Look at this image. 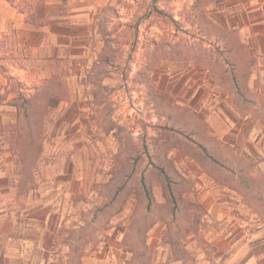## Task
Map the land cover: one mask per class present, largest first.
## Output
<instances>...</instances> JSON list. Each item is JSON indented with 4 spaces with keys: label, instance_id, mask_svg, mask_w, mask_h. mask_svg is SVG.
Listing matches in <instances>:
<instances>
[{
    "label": "rangeland",
    "instance_id": "rangeland-1",
    "mask_svg": "<svg viewBox=\"0 0 264 264\" xmlns=\"http://www.w3.org/2000/svg\"><path fill=\"white\" fill-rule=\"evenodd\" d=\"M28 1L35 3L32 10L20 0H0V32L20 44L16 58L0 64L8 68L7 74L0 69V93H8L7 101L17 98L21 85L31 94L35 88L46 86L47 80H40L37 74L41 63L36 59L25 61V39L48 18L71 16L94 6L97 28L103 27L112 42L103 54L104 37L98 33L103 43L98 54L108 55L111 62L92 66L80 84L69 79L71 64L64 62L60 80L64 89L72 88L69 104L57 107L42 94L50 109L43 125L46 139L39 163H30L24 175L22 167L16 165V175L24 181L20 184L23 191L47 181L51 185L60 181L59 186H72L74 191L82 187L83 193L73 201L74 206L87 209V229L82 232L81 243H95L96 239L97 243H119L122 256L128 255L125 245H131L134 258L130 264H152L153 252L145 251V243L150 228L158 222L164 229L156 247L163 249L172 263L196 264L202 255L212 262L213 249L202 231L206 211L193 195L195 181L179 161L193 159L213 173L209 153L193 145L199 135L206 145L213 143L198 113L178 103L176 95L188 76H201L196 70L216 61L214 67L222 75L224 60L230 62L224 51L210 46L209 17L217 0ZM22 8L24 14L20 13ZM126 23L139 25V30L125 27ZM68 97L67 91L63 98ZM65 111L69 112L66 116L61 114ZM16 122L4 124L1 118L0 131H8L6 128ZM17 130L35 132L37 128L20 126ZM81 143L84 150L80 155ZM1 148L13 152L3 135ZM73 154H77V162L72 174L67 159ZM69 176L74 179H60ZM244 180L241 184L237 178L232 185L245 197L242 202L251 211L248 222L256 218L264 221L260 192L264 185L253 176ZM238 212L233 209V215L239 218ZM195 239L200 243H191ZM76 247L69 251L70 257L83 250Z\"/></svg>",
    "mask_w": 264,
    "mask_h": 264
},
{
    "label": "crops",
    "instance_id": "crops-1",
    "mask_svg": "<svg viewBox=\"0 0 264 264\" xmlns=\"http://www.w3.org/2000/svg\"><path fill=\"white\" fill-rule=\"evenodd\" d=\"M91 8L71 16H52L26 36L25 61L41 63L37 72L40 80L61 78L65 61L71 64L72 83L80 84L84 73L89 72L103 46L94 6ZM209 19L210 46L220 47L230 58L231 65H225V81L210 67L198 69L201 76H188L176 95L178 103L198 113L213 143L206 145L199 135L193 144L209 153L213 173L193 159L179 161L195 181L193 195L206 211L203 237L213 249L212 262L202 255L195 263L264 264V221L256 218L248 222L251 211L242 202L245 197L232 185L237 178L242 184L251 176L264 185V0H217ZM190 71L193 73L194 67ZM66 90L69 97L53 98L52 104H69L72 88L67 86ZM0 114L4 124L18 119L17 111L7 105L0 108ZM78 150L81 155L82 143ZM76 156L67 159L72 174ZM60 179L71 181L74 177ZM21 182L13 152L1 148L0 264H130L133 260L131 245H125L128 255L122 256L119 243H97V239L95 243H81L82 232L87 229V209L74 206L73 201L83 193L82 187L74 191L72 186H59L60 181L53 185L47 181L23 191ZM260 192L264 198V187ZM236 208L239 218L233 215ZM163 229L161 222L151 227L145 243V251L153 252L152 264H174L163 249L157 248ZM76 243L83 250L70 257L68 253ZM191 243L200 242L195 239Z\"/></svg>",
    "mask_w": 264,
    "mask_h": 264
},
{
    "label": "trees",
    "instance_id": "trees-1",
    "mask_svg": "<svg viewBox=\"0 0 264 264\" xmlns=\"http://www.w3.org/2000/svg\"><path fill=\"white\" fill-rule=\"evenodd\" d=\"M23 6L30 7L32 10L34 8V4L30 3L28 0H20ZM154 11H156L159 14H165L163 11L153 8ZM25 8H22L20 13H25ZM172 22L177 23L172 17ZM125 27H133V29L139 30V25L132 26L130 23H126L124 25ZM99 34H102L104 39V48L102 50V53H106L107 51V45L110 41V34L105 31L103 27L98 29L97 31ZM20 47L19 43H16L14 40L11 41V37L5 33L0 32V64L3 61H12L17 55V50ZM17 49V50H16ZM217 51L221 52L220 47L215 48ZM17 52V53H16ZM108 52V51H107ZM102 53L97 55V60L93 62V66L99 65V64H108L111 62V59ZM225 64L231 65L229 63V60H224ZM213 65V66H212ZM217 62H212L209 66L213 69V72L215 74H218L216 70ZM0 69L4 71L5 74H7V67L6 65H1ZM222 75L220 74V78L222 81H225V75H227L228 70L224 67L221 69ZM20 84H22L20 82ZM45 87L42 88L45 89V92H42L41 88H35L36 91L34 94H31L29 92V88H27L25 85H21L20 89L17 92V98L7 101L8 93L6 95H2L0 93V108L3 104L13 106L17 109V115L18 119L15 125L8 126L9 129L7 130H1L0 135H3L5 140L9 141L12 145L13 150V156L15 158V162L17 166H21L23 170V175L26 174V168L30 165V163L35 164L39 163V160L41 158L42 154V145L45 140V134L43 132V125L46 118H48L50 114L49 105L45 103L46 101H50L53 98L57 99H63L64 95L67 93L65 87H63V83L60 80L59 77H55L53 79L45 81ZM44 91V90H43ZM61 92V93H60ZM42 94L46 95V101L43 100ZM21 102V103H19ZM0 120H1V114H0ZM20 126L23 127H36L37 130L35 132H27L17 130ZM17 128V129H16ZM26 130V129H25Z\"/></svg>",
    "mask_w": 264,
    "mask_h": 264
}]
</instances>
